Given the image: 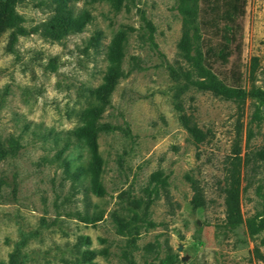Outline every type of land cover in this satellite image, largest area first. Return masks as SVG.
<instances>
[{
	"label": "rangeland",
	"instance_id": "374dc122",
	"mask_svg": "<svg viewBox=\"0 0 264 264\" xmlns=\"http://www.w3.org/2000/svg\"><path fill=\"white\" fill-rule=\"evenodd\" d=\"M16 8L25 32L0 33V263L15 255L25 264H264L255 255L264 253V228L252 234L247 224L264 227V160L251 158L264 148V0H248L241 53L214 65L242 87V101L187 83L178 0H18ZM65 9L90 18L65 30ZM119 43L121 75L100 118L109 125L98 135L100 197L90 186L94 152L69 133L98 104ZM184 116L207 133L203 142ZM235 142L244 222L231 227L223 188ZM158 171L170 199L152 192ZM189 177L204 190L201 208ZM95 213L102 218H81ZM135 215L119 233L117 218Z\"/></svg>",
	"mask_w": 264,
	"mask_h": 264
},
{
	"label": "trees",
	"instance_id": "16d2710c",
	"mask_svg": "<svg viewBox=\"0 0 264 264\" xmlns=\"http://www.w3.org/2000/svg\"><path fill=\"white\" fill-rule=\"evenodd\" d=\"M18 0H0V33L16 28L17 32L23 34L25 29L19 25L22 21V15L17 11ZM248 0H178V9L184 17L183 34L178 44L179 55L187 63L184 75L189 85L195 86L199 90L211 91L217 96L227 99H244V90L241 86H230L223 78L214 71L216 63L227 64L235 53L242 51L243 24L242 18L246 14ZM88 12L75 14L71 9H65L58 18L60 26L65 29H81L89 20ZM17 39V35L13 40ZM93 41L98 42V37ZM121 55L122 45L119 43L118 52L114 57L116 65L108 75V81L98 89V104L88 110L86 114V123L71 131L76 139H84L94 152V174L90 182L93 192L97 196H104L105 187L101 180L102 158L98 151V135L101 131H108L109 125L100 122L104 108L110 103L118 79L121 75ZM258 96L264 99V90L257 91ZM184 121L196 142H203L207 138L205 133L197 124L192 123L189 117L184 116ZM72 139H66V146ZM249 155L245 157L248 161ZM251 158L264 160V148L256 151ZM242 151L240 144L235 142L232 154L227 160L225 167V194L226 223L231 227H237L244 222L241 211V181H242ZM80 173H76L79 176ZM156 181L154 192L156 196L160 195L161 190L165 197L170 199V191L167 188L168 182L163 177L162 171L153 174ZM194 191L192 205L194 208H201L206 205V198L202 186L192 177H189ZM139 206V203H138ZM102 215L95 213L92 216H83L82 220L86 222H95L100 220ZM132 217L129 220L117 218L118 232L124 233L125 230H131L133 222ZM149 226L153 222L145 219ZM252 234H257L264 227L256 223L254 219L247 221ZM84 238V237H83ZM84 254L91 259L95 251L85 250ZM256 257L264 262V253L255 249ZM0 264H25L18 262L15 255H12L7 262ZM89 264H96L91 262ZM159 264H172L170 258L162 260Z\"/></svg>",
	"mask_w": 264,
	"mask_h": 264
}]
</instances>
